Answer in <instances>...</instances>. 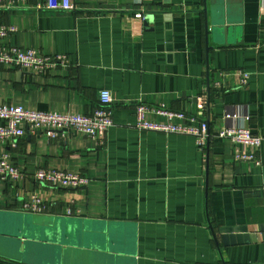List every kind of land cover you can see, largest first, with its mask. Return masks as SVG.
Listing matches in <instances>:
<instances>
[{
    "label": "crops",
    "instance_id": "crops-1",
    "mask_svg": "<svg viewBox=\"0 0 264 264\" xmlns=\"http://www.w3.org/2000/svg\"><path fill=\"white\" fill-rule=\"evenodd\" d=\"M72 1L71 11L46 0L0 8V25L16 30L2 43L68 61L45 72L0 66V104L89 115L106 89L113 124L103 144L76 129L0 142L20 173L0 179V264H264V0ZM138 104L189 116L150 111L153 123L204 119L205 150L193 133L140 129ZM229 127L263 137L258 162L218 136ZM42 168L90 182H41ZM240 225L252 241L223 244L219 229Z\"/></svg>",
    "mask_w": 264,
    "mask_h": 264
},
{
    "label": "built area",
    "instance_id": "built-area-1",
    "mask_svg": "<svg viewBox=\"0 0 264 264\" xmlns=\"http://www.w3.org/2000/svg\"><path fill=\"white\" fill-rule=\"evenodd\" d=\"M25 0H0V8H12ZM45 5L50 9L74 10L76 5L72 0H46ZM142 17V14H137ZM15 30L14 26L0 25V66L8 65L20 69H34L45 72L49 69L68 64L65 55L49 56L34 48H20L13 44H4L2 39L8 37ZM241 83H247L248 73L242 72ZM112 94L109 90H101L99 105L92 114H75L54 111L29 110L20 105L0 104V120L4 121L0 125V142H11L10 145L16 147L19 139L26 132L36 134L45 133L51 137L67 134L69 130H79L99 143H104L106 133L113 124ZM150 111H157L166 115L170 120L189 118L184 112H175L167 109L150 108L146 104L136 106L137 126L140 129L162 130L167 132L193 133L197 137V144L202 151L205 150L208 140V123L202 119L200 127L191 128L187 125L169 122L167 124L153 123L146 119V114ZM197 119L192 118V120ZM218 136L227 138L234 143H241L251 151H245L236 155L242 161H259L260 149L263 137L253 133L244 127H229L222 129ZM20 173L12 165L7 153H0V179L9 180L18 178ZM35 178L41 182L53 185H60L66 188H81L89 184L90 178L78 173L68 172L61 169H38ZM45 207L41 198L35 196L32 208L41 211Z\"/></svg>",
    "mask_w": 264,
    "mask_h": 264
},
{
    "label": "water",
    "instance_id": "water-1",
    "mask_svg": "<svg viewBox=\"0 0 264 264\" xmlns=\"http://www.w3.org/2000/svg\"><path fill=\"white\" fill-rule=\"evenodd\" d=\"M164 2L166 4H169V3H171V0H164ZM207 33H208V29H207ZM207 38H208V36H207ZM104 226H106V224H104ZM101 229H103L102 232L104 233V238H103V240H104L106 238L107 228L103 227ZM59 230H61V225L56 224L55 229H51L50 231H59ZM260 231L262 232L263 238H264V224L260 227ZM36 232H38V231H36ZM218 232L221 235V238L223 240V244H225L226 246L249 243L253 239V230H250V228L246 225L221 227ZM51 235L47 234V236H49V237H51ZM34 237H35L34 238L35 240H38V238H39V236L37 234H35ZM51 242H53V240ZM67 243H70V242H67ZM97 246H99V247L105 246L106 247V239L101 244H97ZM105 247H103V248H105Z\"/></svg>",
    "mask_w": 264,
    "mask_h": 264
}]
</instances>
